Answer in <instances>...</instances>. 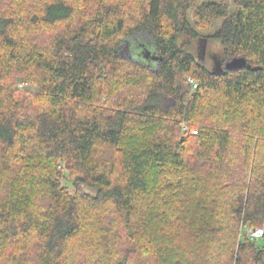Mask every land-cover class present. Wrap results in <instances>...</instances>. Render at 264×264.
Returning a JSON list of instances; mask_svg holds the SVG:
<instances>
[{"label": "trees", "instance_id": "trees-1", "mask_svg": "<svg viewBox=\"0 0 264 264\" xmlns=\"http://www.w3.org/2000/svg\"><path fill=\"white\" fill-rule=\"evenodd\" d=\"M259 227L264 0H0V264H264Z\"/></svg>", "mask_w": 264, "mask_h": 264}, {"label": "rangeland", "instance_id": "rangeland-1", "mask_svg": "<svg viewBox=\"0 0 264 264\" xmlns=\"http://www.w3.org/2000/svg\"><path fill=\"white\" fill-rule=\"evenodd\" d=\"M203 1H211V0H203ZM213 33V28L211 29H207V30H202L201 31V36H199L197 39L190 41L191 42V48L192 50L196 53V55L198 56L199 60L202 63H205L207 67H209L210 69H214V63H215V56L214 54H218L219 52H221L222 49V44L220 42V40L214 38V37H208L206 38V36H202V34H212ZM138 39L141 38L140 41H138L137 43H134V46L132 45L131 41L128 42H124V44L121 47L120 50V54L122 56H130L132 55L133 58L140 60L144 63L147 64H153L156 65V61L152 58L148 56V51L151 52V54L155 52L156 47H155V43L151 37V35H149V33L144 32L141 33L135 37H133L132 39ZM187 39V37H185V40ZM133 46V47H132ZM35 88V87H33ZM185 125H188L187 122L183 123L182 128H183V132L187 133L189 128H185ZM64 185L69 186L71 191H75L76 190V185L74 184V182L69 178L68 174L66 173V176L63 178L62 180ZM82 188L90 193H95L96 190L94 188H89L86 186H82ZM245 230L247 232H250L251 229L249 228H245ZM252 231V230H251Z\"/></svg>", "mask_w": 264, "mask_h": 264}, {"label": "water", "instance_id": "water-1", "mask_svg": "<svg viewBox=\"0 0 264 264\" xmlns=\"http://www.w3.org/2000/svg\"><path fill=\"white\" fill-rule=\"evenodd\" d=\"M126 42H130L129 39L126 40ZM132 43V42H131ZM148 56L159 62V60H162V56L158 54L157 50H155L154 54L150 51H148ZM215 62L217 65V68L213 69V72H221V71H226V70H239L241 68H246V67H251V64H249V61L246 57L244 56H234L232 58H229L224 61V54L221 50L218 54H214Z\"/></svg>", "mask_w": 264, "mask_h": 264}, {"label": "built area", "instance_id": "built-area-1", "mask_svg": "<svg viewBox=\"0 0 264 264\" xmlns=\"http://www.w3.org/2000/svg\"><path fill=\"white\" fill-rule=\"evenodd\" d=\"M193 82V80H191ZM197 86V84H195ZM186 128V127H185ZM196 132V131H194ZM251 234L255 238L262 237L264 235V227H259L251 231Z\"/></svg>", "mask_w": 264, "mask_h": 264}, {"label": "bare ground", "instance_id": "bare-ground-1", "mask_svg": "<svg viewBox=\"0 0 264 264\" xmlns=\"http://www.w3.org/2000/svg\"><path fill=\"white\" fill-rule=\"evenodd\" d=\"M125 41H126V40H125ZM191 80H193V79H190V82L193 84V86H194L195 88H197V87H198V83L195 82L194 80H193V82H192ZM195 84H197V86H195ZM185 127L188 129V126H187V125H185ZM194 131H196V130H192L193 133H197V131H196V132H194Z\"/></svg>", "mask_w": 264, "mask_h": 264}, {"label": "flooded vegetation", "instance_id": "flooded-vegetation-1", "mask_svg": "<svg viewBox=\"0 0 264 264\" xmlns=\"http://www.w3.org/2000/svg\"><path fill=\"white\" fill-rule=\"evenodd\" d=\"M214 68H217L216 62L214 63Z\"/></svg>", "mask_w": 264, "mask_h": 264}]
</instances>
